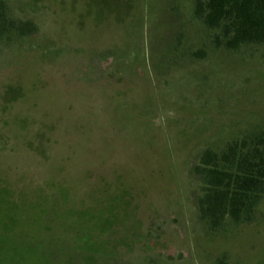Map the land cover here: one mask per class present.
I'll return each instance as SVG.
<instances>
[{
    "label": "rangeland",
    "instance_id": "374dc122",
    "mask_svg": "<svg viewBox=\"0 0 264 264\" xmlns=\"http://www.w3.org/2000/svg\"><path fill=\"white\" fill-rule=\"evenodd\" d=\"M3 1L38 32L0 41V264H264V199L213 232L194 174L264 129V45L198 0Z\"/></svg>",
    "mask_w": 264,
    "mask_h": 264
},
{
    "label": "trees",
    "instance_id": "16d2710c",
    "mask_svg": "<svg viewBox=\"0 0 264 264\" xmlns=\"http://www.w3.org/2000/svg\"><path fill=\"white\" fill-rule=\"evenodd\" d=\"M195 15L216 31L212 43L218 49L264 45V0H198ZM37 32L33 21L10 17L0 0V41ZM194 174L200 182V219L211 231L252 223L264 199V129L232 141L222 151L206 149Z\"/></svg>",
    "mask_w": 264,
    "mask_h": 264
}]
</instances>
